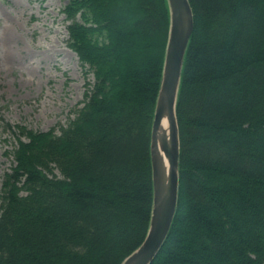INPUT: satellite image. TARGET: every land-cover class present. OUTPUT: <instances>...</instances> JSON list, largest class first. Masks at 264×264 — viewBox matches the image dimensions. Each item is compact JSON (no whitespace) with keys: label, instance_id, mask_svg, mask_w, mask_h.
Segmentation results:
<instances>
[{"label":"trees","instance_id":"trees-1","mask_svg":"<svg viewBox=\"0 0 264 264\" xmlns=\"http://www.w3.org/2000/svg\"><path fill=\"white\" fill-rule=\"evenodd\" d=\"M194 30L175 105L178 203L151 264H264V0H188ZM93 83L65 126L6 124L0 264H122L152 210L151 127L166 0H67Z\"/></svg>","mask_w":264,"mask_h":264},{"label":"rangeland","instance_id":"rangeland-1","mask_svg":"<svg viewBox=\"0 0 264 264\" xmlns=\"http://www.w3.org/2000/svg\"><path fill=\"white\" fill-rule=\"evenodd\" d=\"M67 0H0V187L15 138L6 124L46 132L82 106L93 76L67 46Z\"/></svg>","mask_w":264,"mask_h":264},{"label":"water","instance_id":"water-1","mask_svg":"<svg viewBox=\"0 0 264 264\" xmlns=\"http://www.w3.org/2000/svg\"><path fill=\"white\" fill-rule=\"evenodd\" d=\"M170 27L151 127L152 210L143 243L122 264H151L164 246L178 203L180 153L175 105L185 53L194 30L188 0H167ZM169 124L168 133L162 127Z\"/></svg>","mask_w":264,"mask_h":264},{"label":"bare ground","instance_id":"bare-ground-1","mask_svg":"<svg viewBox=\"0 0 264 264\" xmlns=\"http://www.w3.org/2000/svg\"><path fill=\"white\" fill-rule=\"evenodd\" d=\"M162 127L165 129V131L168 133L169 124L166 119L163 120Z\"/></svg>","mask_w":264,"mask_h":264}]
</instances>
